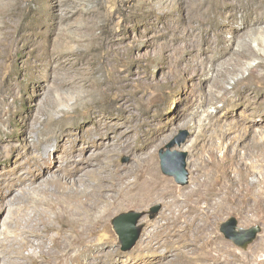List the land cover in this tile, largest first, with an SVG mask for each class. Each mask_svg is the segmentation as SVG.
<instances>
[{
  "label": "rangeland",
  "instance_id": "374dc122",
  "mask_svg": "<svg viewBox=\"0 0 264 264\" xmlns=\"http://www.w3.org/2000/svg\"><path fill=\"white\" fill-rule=\"evenodd\" d=\"M251 18L264 20V0H0V201L8 203L0 212V245L10 253L0 264H33L16 248L41 202L54 199L59 180L67 193L85 197L96 186L94 172L109 177L153 153L146 163L176 194L190 189L195 134L181 118L192 110L202 131L216 141L232 139L229 151L237 157L213 235L243 264H264V24L240 36L232 25ZM243 39L256 51L253 58L239 57ZM247 68L260 78L251 80ZM107 139V149L96 147ZM126 139L146 153L125 152ZM160 153L175 173L185 155L187 184L162 173ZM85 160L91 165L81 170ZM211 181L213 193L221 177ZM160 201L118 210L68 264H97L96 253L104 250L110 257L99 261L136 259L148 224L162 220ZM155 206L160 209L151 217ZM130 211L141 214V232L122 251L112 220ZM230 218L238 228L260 227L246 249L221 232Z\"/></svg>",
  "mask_w": 264,
  "mask_h": 264
},
{
  "label": "bare ground",
  "instance_id": "6f19581e",
  "mask_svg": "<svg viewBox=\"0 0 264 264\" xmlns=\"http://www.w3.org/2000/svg\"><path fill=\"white\" fill-rule=\"evenodd\" d=\"M263 24V19L251 18L243 25H232L235 36H240L242 30L258 32ZM237 53L241 59L257 55L250 40L246 39L238 45ZM247 69L251 80L260 78L261 75L253 68ZM197 115V112L192 110L181 118L184 125L195 134L190 143L193 156L189 164L194 172L190 189L176 194L171 183L158 176L155 165L146 163L153 153H149L147 157L144 155L145 158L137 156V165L134 168L111 171L109 177H100L94 172L96 186L85 197L67 193L63 182L59 180V188L53 192L54 199L42 201L41 213L34 215L36 219H29V229L21 232L16 248L20 256L32 260L33 264L71 263L76 259V250L82 248L84 251L88 248L91 235L104 227L106 221L118 210L127 205L143 207L161 200L165 206L162 220L157 225L148 224L145 238L137 251L138 257L106 263L99 261V258L105 256L109 259L112 251L104 250L96 253L97 264H243L240 254L213 235L217 210L227 199L230 187L234 185L230 174L236 166L237 157L229 151L233 142L231 138L224 140V137L216 141L212 134L202 131V126L196 120ZM90 118L95 119L92 112ZM27 125L32 126L30 123ZM110 139L96 144V147L107 149ZM28 146L34 149L33 142L28 141ZM122 148L125 152H135L134 155H142L147 151L145 146L137 151L133 150L127 139L123 141ZM222 149L224 151L219 156L218 152ZM111 150L108 149L107 152ZM35 158L41 164L45 160L41 154H36ZM83 163L81 170L91 165L87 160ZM238 170L243 171L240 167ZM214 175L221 177V182L216 190L210 193V186H214L211 181ZM37 178L39 177L36 176L34 180ZM55 179L53 177L51 182ZM7 205V201L2 199L0 212H3ZM50 217L58 222V228L53 226ZM44 242L49 243L51 248L44 247ZM4 246L6 245L1 243L0 257L4 254L10 255ZM28 250L33 253L21 254Z\"/></svg>",
  "mask_w": 264,
  "mask_h": 264
},
{
  "label": "water",
  "instance_id": "95a60500",
  "mask_svg": "<svg viewBox=\"0 0 264 264\" xmlns=\"http://www.w3.org/2000/svg\"><path fill=\"white\" fill-rule=\"evenodd\" d=\"M163 154L160 153L159 159L161 164V171L163 174L172 176L175 179V182L179 185H185L188 182V174L185 170L184 156L181 155V158L178 162V172H172L166 168L164 165ZM160 206H155L150 209L151 217L155 216L159 211ZM141 214L133 211L122 213L115 217L112 220V226L115 233L118 236L119 243L121 245L122 251L130 250L136 243L139 238L141 228L136 227L138 220L140 219ZM127 230V231H126ZM221 232L225 235L226 238L230 239L233 243L239 246L242 249L251 244L257 235L260 233L259 226H253L248 229H242L237 227V221L234 218L228 219L221 225Z\"/></svg>",
  "mask_w": 264,
  "mask_h": 264
}]
</instances>
